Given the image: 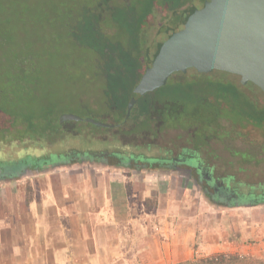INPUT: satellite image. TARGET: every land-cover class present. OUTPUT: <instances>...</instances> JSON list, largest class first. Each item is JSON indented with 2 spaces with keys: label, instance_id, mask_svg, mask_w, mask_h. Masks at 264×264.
Returning <instances> with one entry per match:
<instances>
[{
  "label": "rangeland",
  "instance_id": "1",
  "mask_svg": "<svg viewBox=\"0 0 264 264\" xmlns=\"http://www.w3.org/2000/svg\"><path fill=\"white\" fill-rule=\"evenodd\" d=\"M62 3L63 0H11L12 6L8 10H13L5 15V10L2 11V16L9 20L5 23L6 32L10 35L8 44L10 47L15 46V48L16 45H20L23 50L22 55L30 54L29 58L34 66L32 76H27V79L34 83L29 90L20 93L18 100L22 104L33 107L37 106L34 101H39L38 107L40 106L44 110L47 107L50 109L51 106H57L60 110L79 113L83 119L94 118L97 120V117L94 116L95 113H88L84 104L89 103L93 109L96 108L93 105L94 101L96 104L98 102L103 104V98L100 96L107 93L108 89H118L116 83L119 84V82H112L110 79L106 80V77L103 78V75H108L109 68L101 65L96 56L97 52H92L86 48L87 46H83L84 43L96 39V34L93 35L92 29H89V23L87 21L81 22L80 16L77 15L89 8L84 10L73 5L64 8ZM85 14L91 17V22H94V16L89 10ZM63 17H66L70 22V35L62 33L60 29L59 24ZM160 21H162L161 14L155 12L151 19L153 29L150 34L152 37L156 34ZM56 33L61 35L56 36ZM13 52L12 50L11 53ZM192 73L193 70H189L185 74L189 76ZM210 75L215 80L232 82L251 100L252 105L249 106L252 107L250 109L253 112L258 111V105L264 101V93L258 87L256 88L255 85V87L243 86L240 84V77L229 73L213 71ZM181 77L180 73L173 74V79H181ZM5 79V76L2 75L0 89L7 87L4 83ZM195 79H197L196 83H200L199 81L206 79V77L198 76ZM104 84L108 85V88L104 87ZM86 94L89 98L85 96ZM246 100L245 97L242 101ZM47 101L50 102V106ZM208 101L216 103L211 97ZM42 102L45 104H41ZM229 102L222 100L216 104L219 107H225V105L230 104ZM100 111L102 110L98 109L97 113L99 114ZM159 113L153 111L150 114V124L145 131H137L131 125L123 123L118 127L109 128L105 133L95 131L92 134L93 137L89 136L86 130L88 127L93 128V124L79 121V123L77 122L78 126H75L73 123L66 122L62 127V132L59 133L57 142H54L53 146H49L50 148L45 147L41 151L34 147L38 143L34 139L25 137L22 140L2 141L0 142V163L7 165L16 163L26 153L37 155L49 152L63 153L68 150L117 152L126 155L141 154L150 157V159L169 160L170 158H178L182 161L186 158L190 159L193 155L196 157L195 160L202 158V166L210 167L215 178L225 182L227 187L241 196V191L244 189L241 185L244 176L241 173V162L242 154L246 153V156H250L251 160L260 159L259 164L251 163L248 165L252 171L248 176L250 178L248 182L252 184L259 181L264 182V150L259 144L264 143V136H259L261 132L254 122L245 120L247 115H250L249 110H244L241 113L243 123H241L239 131L241 132L240 136L232 133L231 125L227 119L217 117L215 118L217 121L212 120L210 124L211 134L205 137L203 144L198 145L199 148H196L193 142L195 139L194 127L185 130L178 127H163L164 124L159 122ZM107 120L112 121L111 119ZM238 130L239 128H237ZM46 144L49 145L50 141L47 140ZM88 159L90 158L88 157ZM61 160V165L57 164L60 161L52 162L53 165L40 171L28 168L25 173L24 170L31 163L26 164L24 165L25 168L22 166L23 172L17 178L14 172H11V176L7 177L9 174L7 171L13 169L7 170L10 168L0 167V186L4 185V181H8L12 190H21L28 199L34 192L33 186H30V181L37 183L38 188H43L47 182L59 185L62 179L65 181L73 180L71 183L76 186L79 179L78 175H85L92 182L96 180V175L106 170L111 174L120 175L129 191L132 190L133 184L135 185L133 188L137 187L142 195L145 188H150L146 190L151 193H149L146 203L147 207L152 208L156 225L151 229V239L156 240V237H161L159 241L165 239L166 249L168 243L170 249H174L177 257L179 255L184 257L174 264H184L215 254L245 255L251 257L252 261L264 263V248L262 247L257 253L244 252L246 247H243L242 250V247L237 246L238 244L235 245L237 249L232 252L222 251L228 249L226 245H230L233 239L234 241L239 240L241 232L249 229L250 225L260 229L263 227L262 230H259L262 232L259 238L260 241H264V202L245 207L216 204L202 193L200 184L196 185L190 178L188 179L185 171L182 170L123 168L115 165H104L102 160H74L65 165L67 160L64 158ZM187 162L192 164L193 160ZM135 163L137 166L141 165L136 158ZM3 172L5 173L3 174ZM15 179L20 180V182L15 184ZM254 191L256 194L260 193L259 190ZM145 194L147 195L146 192ZM156 208L159 210L153 211ZM220 226L221 230L218 229ZM194 232L195 240L192 238ZM189 235L191 238L187 247V244L185 246L182 242ZM239 242L242 244L241 241ZM187 251L190 254L185 259ZM152 259L154 262L158 260L156 254Z\"/></svg>",
  "mask_w": 264,
  "mask_h": 264
},
{
  "label": "trees",
  "instance_id": "2",
  "mask_svg": "<svg viewBox=\"0 0 264 264\" xmlns=\"http://www.w3.org/2000/svg\"><path fill=\"white\" fill-rule=\"evenodd\" d=\"M10 3L11 0H0V79L4 75L6 78L4 83L7 86L5 89H0V142L22 140L26 137L37 141L38 143L34 147L41 151L57 142L59 133L62 132V127L66 122L78 126L76 121L60 122L64 113L77 116L80 114L60 110L57 106H51L50 109L47 107L44 110V108L38 107L39 101L33 100L37 104L33 107L22 104L18 100L20 93L29 90L34 83L27 79V76H32L34 66L30 61V54L24 53L25 55H22L23 50L20 45H16L15 48V46L10 47L8 44L10 35L6 32L5 23L9 20L2 16V11L5 10V15L13 10H8L12 6ZM190 3L191 0H63L64 8L71 5L84 10L89 8L77 15L80 16L81 22L87 21L89 23V29H92L93 35L96 34V39L84 43L83 46H87L86 48L92 52H97L96 56L101 65L109 68L108 75H103V78L106 77V80L119 82V84L116 83L118 89H108L110 92L107 91L100 96L103 98V104H99V102L96 104L94 101L93 105L96 108L93 109L89 103H86L84 104L85 109L88 110V113H95L94 116L102 123L112 125L125 123L137 131L148 129L150 114L153 111H158L160 112L159 122L164 124L163 127H178L183 130L194 127L195 139L193 142L196 148H199L198 145L203 144L205 137L211 134L210 124L212 120L217 121L215 119L217 117L227 119L231 125L232 133L240 136L241 132L239 131L241 123H243L241 113L244 110H249L250 115H247L245 120L254 122L261 132L259 136H264V101L258 105V111L253 112L250 109L252 106H249L252 105L251 100L232 82L215 80L210 74L202 75L194 70L189 76L180 73L181 79H173L172 75L165 86L143 95L131 110L130 116L125 119L127 104L132 91L144 72L145 52L154 37L150 34L153 29L151 19L154 13L159 12L162 18L157 27L158 30L176 11L186 8ZM88 10L94 16V22H91V17L85 14ZM69 24L68 19L63 17L59 24L62 33L70 35ZM55 35L60 36L61 34L56 33ZM12 50L13 53H11ZM198 76L206 77V79L196 83L197 79L195 78ZM246 85L255 87L251 83ZM104 87L108 88V85L104 84ZM210 92L212 93L210 94ZM85 96L89 98L87 94ZM209 97L213 98L216 103L227 100L230 101V104L219 107L216 103L208 101ZM245 97L247 100L242 101ZM47 103L50 106V102L47 101ZM41 104L45 103L42 102ZM98 109L102 110L99 114L97 113ZM237 128H239L238 131ZM86 130L88 135L93 137L92 134L95 131L105 133L109 128L94 125L93 128L88 127ZM47 140L50 141L49 145L46 144ZM259 144L264 150V143ZM198 154L200 155V153ZM130 157L142 162L156 159H150V157L141 154H130L126 157L117 152L68 150L63 153L49 152L37 155L26 153L21 156L18 162L8 165L0 163V167L6 166L10 168L7 170L13 169L7 172L16 173L15 177L17 178L23 172L22 166L24 167L29 163L31 165L27 166L26 169L38 171L53 165L55 162L60 161L57 164L61 165V158L67 160L65 163L63 162L65 165L74 160H107L109 163L126 166ZM195 158L192 155L190 159L194 161ZM121 159L123 160L120 161ZM115 160L120 162L117 163ZM195 161L202 165L203 159L198 160L197 158ZM251 259L245 255L215 254L184 264H264Z\"/></svg>",
  "mask_w": 264,
  "mask_h": 264
},
{
  "label": "crops",
  "instance_id": "3",
  "mask_svg": "<svg viewBox=\"0 0 264 264\" xmlns=\"http://www.w3.org/2000/svg\"><path fill=\"white\" fill-rule=\"evenodd\" d=\"M78 176L76 186L73 180L62 179L59 185L47 182L38 188L30 181L34 192L28 199L21 190H12L10 182H3L0 264H174L184 258L177 257L168 243L166 249L165 239H151L156 225L146 203L150 188L142 195L133 184L129 191L120 175L106 170L96 175L93 184L87 176ZM157 199L159 205V196ZM262 229L250 225L241 232V240L233 239L222 251L232 252L238 244L242 250L246 247L244 252H259L264 248L259 238ZM190 236L182 242L187 247ZM192 238L195 240V232ZM154 254L158 257L155 262ZM189 254L185 253V259Z\"/></svg>",
  "mask_w": 264,
  "mask_h": 264
},
{
  "label": "water",
  "instance_id": "4",
  "mask_svg": "<svg viewBox=\"0 0 264 264\" xmlns=\"http://www.w3.org/2000/svg\"><path fill=\"white\" fill-rule=\"evenodd\" d=\"M220 71L240 77L264 93V0H191L154 35L145 52L144 72L127 104V119L139 98L166 85L175 73ZM111 124L74 114L60 122Z\"/></svg>",
  "mask_w": 264,
  "mask_h": 264
},
{
  "label": "flooded vegetation",
  "instance_id": "5",
  "mask_svg": "<svg viewBox=\"0 0 264 264\" xmlns=\"http://www.w3.org/2000/svg\"><path fill=\"white\" fill-rule=\"evenodd\" d=\"M126 119V118H125ZM125 121V120H124ZM123 121V122H124ZM122 122V123H123ZM112 125V124H111ZM122 125V124H120ZM119 124H113L111 128H115L120 126ZM124 156L128 157V155L124 154ZM264 158V155H263ZM121 159L120 161H122ZM140 162V166H137L135 163V159L133 157H130V159L126 162V166L122 164H114L109 163L107 160H102V163L104 165H115L123 168H138V169H146V170H166V169H172L177 171H185L188 179L190 178L196 185L200 184V188L202 189V193L204 195H207L212 201L216 204H223L226 206H255L258 203L264 202V182H257V183H250L248 182V179H250L248 176L252 173L251 168L248 167L249 164H259L260 159H252L250 156H246V153L242 154V162H241V173L244 175L243 180L241 181V185L244 187L241 191V196L236 194L230 187H227L225 185V182L222 180H219L214 177V174L212 173V169L208 167L207 165H201L200 163H196L194 160L191 163H188L187 161L191 160L189 158L184 159V161L178 159V158H170L167 159H154L153 162H148L144 160L143 162L139 159H136ZM117 163H119L117 160H115ZM195 162V163H194ZM184 165V167H183ZM27 169L24 170V172ZM5 172H3L4 174ZM11 172L7 175V177L11 176ZM247 188V189H246ZM254 190H259L260 193H255Z\"/></svg>",
  "mask_w": 264,
  "mask_h": 264
}]
</instances>
